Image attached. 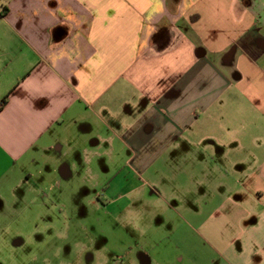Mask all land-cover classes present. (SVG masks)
<instances>
[{
  "label": "crops",
  "instance_id": "obj_1",
  "mask_svg": "<svg viewBox=\"0 0 264 264\" xmlns=\"http://www.w3.org/2000/svg\"><path fill=\"white\" fill-rule=\"evenodd\" d=\"M80 172L141 264H264V0H0V245Z\"/></svg>",
  "mask_w": 264,
  "mask_h": 264
},
{
  "label": "rangeland",
  "instance_id": "obj_2",
  "mask_svg": "<svg viewBox=\"0 0 264 264\" xmlns=\"http://www.w3.org/2000/svg\"><path fill=\"white\" fill-rule=\"evenodd\" d=\"M83 174L64 183L53 204L34 202L29 217L18 216L11 245H0V264H141L135 246L125 254L123 235L125 228L140 227L139 204L129 203L124 219L122 206L131 196L111 200L103 187L82 183Z\"/></svg>",
  "mask_w": 264,
  "mask_h": 264
}]
</instances>
